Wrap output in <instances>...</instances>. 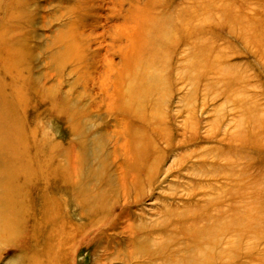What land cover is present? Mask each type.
Instances as JSON below:
<instances>
[{
	"label": "rangeland",
	"instance_id": "rangeland-1",
	"mask_svg": "<svg viewBox=\"0 0 264 264\" xmlns=\"http://www.w3.org/2000/svg\"><path fill=\"white\" fill-rule=\"evenodd\" d=\"M134 9L157 19L148 27L162 39L153 63L124 72L122 81L116 76L131 30L120 27ZM0 39L23 42L13 49L25 51L29 66L18 79L5 76L0 40V91L8 87L9 96L16 86L23 95L15 103V169L11 153L0 150V229L12 218L0 231V264H30L49 249L58 261L48 264H175L170 259L208 250L209 264H264V0H0ZM127 122L135 137H146L145 170L160 162L152 187L126 194L117 178ZM166 138L182 146L168 149ZM184 154L181 170L176 159ZM77 155L90 169L107 161L103 178L115 191L100 183L94 194L107 190L112 203L120 191L102 221L75 194L83 182L74 173ZM165 209L180 215L167 222L163 243L131 245L126 226L139 238L150 228L141 223L160 220ZM154 248L161 259L127 262Z\"/></svg>",
	"mask_w": 264,
	"mask_h": 264
},
{
	"label": "bare ground",
	"instance_id": "bare-ground-1",
	"mask_svg": "<svg viewBox=\"0 0 264 264\" xmlns=\"http://www.w3.org/2000/svg\"><path fill=\"white\" fill-rule=\"evenodd\" d=\"M7 8L9 9V8H12V7L11 6H7ZM143 10H145V9H143ZM148 11H147V8H146V12H148ZM128 14H129L128 16H129L130 19L127 18V17L124 18V20L122 22V27H120V28H122V30L125 27H129V29L131 30V33H127L126 31H124V32H126V34H125L126 39H130V40H129L128 46L125 48L126 51L123 54V58H122V60L120 62V66H121L122 72L119 73V76L118 75L116 76V79H118V80L122 79V81L124 79L122 77H120V75L121 74L123 75L124 72H126V75H130V72H133V69L134 70H138V67L140 68V65L142 66V64H144V63L145 64L147 63V65H148V63L150 61L153 63V58L155 56V53H156V50H157V47H158L156 42H158L160 39H162V33L160 34L155 29H150L148 27V25L150 23H152V22L153 23H156L157 19H154V18L151 19L150 17L149 18L146 17L145 13L143 14V12L140 9H134V10L130 11ZM11 18H15V17H11ZM161 26H162V24H161ZM172 26H174V25H172ZM122 35L124 36V33H122ZM0 40L3 41L2 43H5L3 45L6 46V48H4V49H5V53L7 54L6 55L7 58L4 59V62H2V63H4L3 64V72H4L5 76L8 75L11 79H18L19 77H21L20 75H21L22 71L24 72V70H26V68L28 69V67H29V66L26 67V65H24V62H23L24 61L23 59L25 58L23 55L26 54L25 51L23 50L24 53L22 55L20 53H17L16 50L14 51V49H13V47H15L18 44H21L20 45V49H21V46H22L23 42H20V41L13 42L12 39H0ZM8 40H10V41H8ZM14 54H15V56H14ZM22 56H23V59H22ZM2 60H3V58H2ZM124 70H127V71H124ZM13 71H15V72H13ZM134 73H136V72H134ZM134 73L131 74V75H134ZM136 75H137V73H136ZM1 79H4V78H2V76H1ZM18 81H20V80H18ZM2 82H3V80H2ZM15 83H17V82H15ZM24 84H25V81H24ZM117 84H118V81H115L114 82V87L116 89L118 88ZM12 89H13V92L15 93V96L13 95V92H11ZM7 90H9L8 87L2 86V89L0 91V141H2V143H4L3 144L4 146H0L1 147L0 150L4 152V149H5V152H10L11 153V154H8V158H9L8 163H11L12 162L13 164L11 166L9 164V167L12 168V169H15V162L17 161V156H18V154H16L17 153L16 148H14V144H13V139H15L17 137V135H18V132L15 131V124L16 123L14 122L15 121L14 120V116H15V113H16V105H17L15 103L18 102L17 98L18 99H23V97H21L23 95H22V89L21 88H17L16 86H14L13 88L10 89L9 96H8V94H6ZM17 92L20 93L18 96H17ZM40 95H43V93L40 94ZM133 99H135V97ZM144 102H145V100H144ZM20 103H19V105H20ZM124 104H125V102H124ZM130 111L132 112V109ZM125 112L128 114V110H126V111L123 112V114L126 116ZM124 115H123V117H124ZM129 115L130 114H128V116ZM126 119H128V118H126ZM126 125H127V127H126ZM126 125H125V132L123 131L124 132V135L123 136L126 138V142L124 144V155L125 156H124L123 163L120 166V171L118 172L119 173V175H118L119 177L117 178V182L120 184V189L119 190L120 191L121 190H124V193L127 194V191L131 193V191H133V189H137V187L142 188L145 184L148 185L149 187H152L151 184L154 181L155 171L157 170V167L159 166V162L160 161L159 162L156 161L157 158H155L154 161H152V166L149 167V165H148V167L150 169L148 168V170L147 169L145 170V168H144L145 167V161L144 160L146 159V156H147V148L145 146L146 137H137V136L135 137V135L133 134L132 129H131L132 126H133V123H128ZM186 127L187 126H185V129H186ZM134 133H136V132L134 131ZM139 133H141V132H139ZM100 137H101V135H100ZM164 142L167 145V148L168 149L169 148H173L174 150H177V149H179L180 145L182 146L181 143H177L176 145H173L172 144V141L170 140V138L164 139ZM104 145H105L104 143L102 145L101 144L98 145L96 147V150L95 151L96 152L97 151L100 152V149L103 151ZM150 145H152V144H150ZM20 146L23 147V145H20ZM80 147H81V145H80ZM152 148H154V146H152ZM67 152H68V150H67ZM21 155H22V152H21ZM3 156H4V158L2 156L1 157L4 160L5 157L7 156L6 153ZM69 156H71V155L65 156V159H63V163H67L68 164L69 162H73V159L72 158L70 159ZM56 157H58V156H56ZM78 157H80V160L79 159H77L76 161L74 160V163L75 164L73 163V166H75L74 169H76V171H74L75 177H77V180L80 179L81 181H83L86 184L87 187L85 189L84 188L85 185H83L84 184L83 182H80V183L77 182L74 185L76 187V189L74 188L75 194H78L80 197H82L83 200L81 201V204L82 203H85V208H88L89 209V213L90 212L92 214L98 213L99 214V217H100L99 220H98V222L99 221H102L106 217H108V212L111 210L110 204L113 205L117 200H119L120 191L119 190H116V193L117 194L114 197V199L112 200V203L109 202V201H107L109 199V195H110L109 192H110V190L115 191L114 186H112V180H111L112 178L108 177L107 180H106V178H103V176L105 174V167L107 166L106 165L107 164V161L106 160L103 161L102 159L100 161L98 160V167L96 169H90V168H86V166H87L88 163H87L85 157L84 156H78ZM93 158H95V157H93ZM187 158H188V155H185L184 154V157H182V155H181V156H179V158L176 159L177 165L180 166V169L181 170L184 167V163L187 160ZM96 160H97V158H96ZM69 165H70V163H69ZM60 166H61V169L62 170H65L66 169L63 165H60ZM78 168H79V171L77 173ZM82 169H84V170H82ZM170 172H168L167 174H169ZM144 173H146L147 177H146V179L144 181H142V180H140V177ZM17 176H19V175H17ZM176 177L177 176H175L173 179L170 180V185L171 186H173V184H176V182H175V178ZM64 179H66V178H64ZM100 183L104 184V186H106V188H108L107 189L108 190L107 193H109V195L107 194V197L103 195L104 193L106 194V191L107 190H104L102 192H99V193L94 194V190L93 189H96L97 187H99L98 184H100ZM0 201H2V199ZM24 201H26V200H24ZM52 202L53 201H51L47 205H49L51 207V205H53ZM17 206H18V204H17ZM12 210H15V208L13 209V207H12ZM167 210L165 209L163 211V213L158 212V215L159 214H162V215H159L161 217V219L158 220V221L149 222V223L142 222L141 224H143V225L145 224V225H147L145 227H150V228L148 229V232H146L145 234L141 235V237H139V238H137V236H136V233H135V230H134L135 229L134 226H132V225L131 226L130 225L126 226V230L131 235V240L129 241V243L131 242L130 244L131 245H134L136 241L142 239L143 241L150 242L149 245L152 244L156 248H157V246L159 247L160 244L163 243L162 241L160 242V240H161L160 239V234H162V235L165 234V231H163V230L165 228H167V222L170 223L171 222L170 220L175 221L174 218H172V217L176 213L175 212L172 213L171 211H167ZM0 211H2V210H0ZM27 212H28V210H27ZM0 215H1V213H0ZM46 215H47V213H46ZM176 215L179 216L180 214H176ZM20 220H21V218H20ZM21 222H23V221H21ZM11 223H12V218H11V220L8 221V224H4L3 225L2 229H0V231L2 230L4 232H7V230H10V227H12ZM24 223H26V222H24ZM174 225L175 224H173V226ZM185 232H186V234L188 236H189V234H192L189 231V229H184L182 231L183 234ZM168 238H169V240L173 241L174 238H175V235H169ZM57 244H58L59 247H61L62 245L64 246V244L59 243V242ZM202 245L203 244L201 242H198L197 245H196V247H200ZM169 246H171V243H168V244L162 246V249L169 248ZM47 248H49V247H47ZM147 250L146 251L139 250L137 253L131 254L129 256V260L127 262H133V261L138 262V260H140L142 258H145V259L150 260V261L151 260H154V259L159 260V258L162 257V250L161 251H157V250H155V248H154V251L153 252H151L150 250L147 252ZM167 250H169V249H167ZM170 250H172V249H170ZM208 251H205L198 258H196L194 256H191L190 259L189 258H185V257H183L180 260H177L176 258H174V259H170L169 258V259L172 260V261H174L175 264H178V263H181V264H209V260L207 259V257H205V254H207ZM52 254L53 253H51V249H49V251L47 253H45V254L42 253V252H40V253L39 252H35L32 256H30V260H31L30 261V264H43L44 260L47 261V264L49 262L51 263L53 260H57L58 261V254H56L55 252H54L55 255H52Z\"/></svg>",
	"mask_w": 264,
	"mask_h": 264
}]
</instances>
